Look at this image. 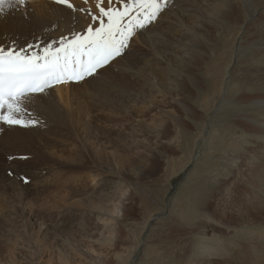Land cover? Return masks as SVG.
I'll list each match as a JSON object with an SVG mask.
<instances>
[{
    "label": "rangeland",
    "instance_id": "1",
    "mask_svg": "<svg viewBox=\"0 0 264 264\" xmlns=\"http://www.w3.org/2000/svg\"><path fill=\"white\" fill-rule=\"evenodd\" d=\"M199 1L166 0L108 70L70 82L65 97L25 101L22 118L36 124L0 122V264H261L249 255L257 242L246 241L264 236L263 213L240 219L224 199L238 201L253 155L244 122L264 121V0H206L215 20ZM29 12L0 13V47L21 38L57 45L15 27ZM40 13L33 18L52 30L55 17ZM193 31L191 55L167 84V63ZM149 74L160 92L148 89ZM132 89L145 100L122 97Z\"/></svg>",
    "mask_w": 264,
    "mask_h": 264
},
{
    "label": "snow or ice",
    "instance_id": "2",
    "mask_svg": "<svg viewBox=\"0 0 264 264\" xmlns=\"http://www.w3.org/2000/svg\"><path fill=\"white\" fill-rule=\"evenodd\" d=\"M166 0H96L98 11L81 32L61 37L59 46L40 51L0 47V122L27 127L37 121L23 119L21 100L44 94L52 84L80 82L93 77L128 48L132 35L157 19ZM66 4L67 0H58ZM26 6L27 0H0V13ZM72 8L71 4H68Z\"/></svg>",
    "mask_w": 264,
    "mask_h": 264
},
{
    "label": "bare ground",
    "instance_id": "3",
    "mask_svg": "<svg viewBox=\"0 0 264 264\" xmlns=\"http://www.w3.org/2000/svg\"><path fill=\"white\" fill-rule=\"evenodd\" d=\"M105 2L106 0H104V4H103L104 7H105ZM217 2L229 3L231 2V0H217ZM95 3H96V0H67L66 4H60L58 3V0H27V5L24 6V8L28 9V11L30 12L26 16H19L17 20H15L16 22L15 27L20 29L22 25H25L30 29H40L41 34L48 37V41L50 43H57V45L55 46H59L58 41L60 40L61 37H68L73 32H81L83 29H86L84 27L85 18L88 15L95 14L97 12V11H94V7L96 6ZM190 3L188 2L187 4H190ZM44 4L51 5V8L53 7V9L50 10L51 8L49 9L46 7L45 8L42 7V5ZM68 4H71L72 8H69ZM205 4H206V0H200L198 4H196L195 8L196 7L201 8L202 6L205 8L206 6L205 15L208 17V19H211V20L217 19L219 10L217 11L215 9L214 11L213 8H210L209 5H211V3H208V5L207 4L205 5ZM193 8L194 6H192V8L190 7V9H193ZM43 10H47V11L43 12ZM35 12H41L40 14L48 12L55 17V19L50 20L48 22V26L52 28V30L45 29L46 22H44L43 20H41L40 22L39 19L33 18V15L35 14ZM153 23L154 21L151 23V25ZM67 28H70L74 31L69 33L66 31ZM182 28H183V25H182ZM187 29H188L187 32L188 31L191 32L192 30V29L190 30L189 27ZM188 39L190 40L185 44L182 54L178 55V58H177L178 63L177 62L174 64L167 63V69L169 71V74H168V71L166 72L167 73V77H166L167 84H170V82H173L175 78L180 75L181 73L180 66L184 64L190 57L191 55L190 49L192 45L198 40V37L196 33L193 31L192 38L188 37ZM148 43L153 49L154 43H152L151 41ZM29 45H31L30 51H40L44 47L47 46V45L38 44V42H26V41H23V39L21 38L19 42L11 43L8 47H4V48L20 49V48H27V46ZM155 54L158 56L157 57L155 55L157 60L160 62H164L167 59V56L164 54H161L158 52ZM104 70H108V67H104ZM140 75L142 74L137 73L135 76L138 77ZM144 79L146 81L148 89L150 90L155 89L160 92L164 87L155 81V78L153 75L149 74L147 75V77L145 76ZM69 84L70 82L66 79L63 82L54 83L42 95L41 94L27 95L21 100V105H26L25 101H32V100L35 102V105L37 103L45 102L48 99L53 97L52 94H54L56 97H59V98L65 97L68 94ZM95 85H96V82L91 81L90 83H88L87 86L90 89H94ZM132 90L133 91L123 92L122 97L124 98L125 96L134 101L145 100L146 94L143 91H140L138 89H132ZM114 99L112 101H115L116 106L117 107L121 106V104H119V100L117 99V97ZM58 102L59 100H57V103ZM51 107L53 106H50V108ZM246 122L247 123L244 122V128L246 129V131H249V133L252 134V137H254V141H255V143L253 142L251 143V144H254V146L251 145L252 147H254L253 155L245 160V167L240 170L241 176L238 178L236 186H241L243 189H240L239 191L238 201L233 202L232 198H230L229 195L225 197L224 201L228 209L236 213V215L239 216L240 219L248 220L250 216V213L248 211H258L259 213H263L259 215L258 217L260 219H264V121H260L258 119H253V120L248 119ZM1 124H4V123H1ZM225 176L227 177V175ZM226 177H223V178H226ZM120 202L121 201L118 200L114 203V205L119 206ZM248 202L250 204H248ZM103 224H104L103 226L104 228L108 226L107 223H103ZM255 242H257L258 245L251 247L249 249V255L254 257L258 263L264 264V236L253 237L252 239H248L246 241L247 244H254ZM202 252L203 254H210L212 253V249L209 246H207L203 248ZM128 261H129V257H127L126 259L120 258L118 262L119 264H127Z\"/></svg>",
    "mask_w": 264,
    "mask_h": 264
}]
</instances>
